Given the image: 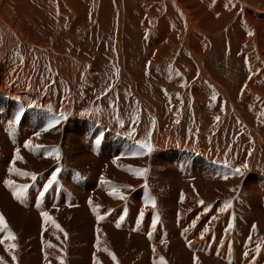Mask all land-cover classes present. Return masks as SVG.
Returning a JSON list of instances; mask_svg holds the SVG:
<instances>
[{
	"label": "bare ground",
	"instance_id": "obj_1",
	"mask_svg": "<svg viewBox=\"0 0 264 264\" xmlns=\"http://www.w3.org/2000/svg\"><path fill=\"white\" fill-rule=\"evenodd\" d=\"M115 1L118 2L116 23L115 18L112 20L114 17L112 6L108 5L107 0H101L102 20L99 26L103 31L104 39L97 48L90 46L88 42L90 38L82 40L84 38L82 36L89 30L94 20L96 0H52L53 10L48 1L45 9L37 14L39 21L30 29L31 36L28 37V41L19 38L22 33L18 28L25 26V22H22L16 13L19 0H5V3L0 4V106L18 102L26 110H38L39 114L46 111L47 116L52 120L63 112L65 116L61 119L60 125L85 131L84 135L79 134L81 146L77 151L73 147L60 150L59 140L44 146L38 141L35 142V147L40 146L39 152L35 150L37 161L43 164L37 166L44 167L48 171H45V175L33 184L30 176L7 173L13 165L12 151L14 148H21V143H24V139L28 137H23L24 133L16 120L10 119L6 122L7 124L11 122L13 126L7 127L11 130L7 136L3 132L8 129L3 123L0 125V149L4 148L0 151L2 152L0 180L1 177L8 176V180H19V185H31L23 202L13 198L9 187L0 186L3 199L5 198L9 204L8 211L16 216L15 221L5 217L8 229L14 233L15 239H8L6 231L0 233V240L3 241L0 243V264H159L161 256L165 258L166 264H194V256L198 264H264V195L260 197L261 195L258 194L259 191L264 194V125L251 122L250 116L247 115L248 110H252L254 115L261 114L264 100L256 105L251 97H244L240 105L235 103L232 97L235 96L234 93L218 83V79L211 77V60L206 41V34L225 28L231 19L235 20L234 26L243 27L238 31L240 35H236V38L243 35L239 42L243 41L244 34L247 38H251L255 32V40L252 39L250 43L244 42L242 49L245 53H254L252 56L260 59L261 77L264 78V0H210L212 14L217 15L218 18L216 22L210 17L209 9L205 11L198 9L186 0H157L158 6L155 4L156 0ZM162 2L164 3L161 6ZM87 7L90 8L88 12H86ZM164 8L167 15L158 21L157 30L148 42L142 37L147 36L146 31L154 27L153 21L161 16ZM46 9H49V13L52 12L50 20L46 17ZM176 13L181 18L184 17V27L177 31L172 26L175 23L179 25L177 18L174 21ZM35 15L32 13L29 16L33 18ZM246 25H252L254 32ZM140 29L146 34L141 36ZM114 30L119 33V42L115 46L117 61L112 59L114 45L111 40ZM168 30H170L169 35ZM120 36L123 37L122 40ZM165 36L172 39V45L157 47L159 40ZM46 37L48 42H56L54 49L40 45L46 43ZM236 38L234 39L232 34L228 35V46L233 51L239 48L238 44H234ZM20 45H22L23 58L21 60L16 58L14 61L10 55ZM76 47H80L84 52L89 50V54L86 55L89 56V60L90 57L93 59V61L91 59L92 74L87 77L85 89L79 87L77 90L74 87L76 60L74 56L70 57V51ZM173 49H181L179 58L170 57ZM30 50L44 53L49 67H53L55 74L49 78L50 80L30 70L29 63L24 59ZM33 59L35 61V57ZM164 59L169 61L172 71L167 68L164 73L161 72L164 69H149L148 65L154 66ZM112 63L118 66L122 85L116 87L114 93L100 96L92 87L109 77L112 68H108ZM83 66L87 67V64ZM145 71L148 73L145 75L147 80L143 78ZM243 82L244 76H241L240 85ZM179 85L184 87L183 90L178 91ZM156 86L179 92L181 100L174 101L173 107L186 103V97L190 100L194 98L198 100L190 105L194 108L191 114H196L195 117L198 119L216 118L218 107L209 106L208 94L209 91L212 92V96L217 94L219 109L223 112L220 118L222 124L217 123L218 127L226 132L227 138L228 134L235 130H244L242 135L239 139H233L232 145L220 153L221 148H217L220 146L216 142L203 139V135L206 138L213 133L208 134L209 128L200 126V130L197 126H193L192 122L191 125H186L189 119L187 120L183 113L185 110L181 111L180 115L173 109L168 115L161 114L155 92L158 88ZM249 86L254 93L264 98V82L260 85L250 83ZM188 103L191 102L187 101ZM202 110L206 111L207 117ZM236 122L240 127L236 126ZM92 125L101 128L93 131ZM74 134L76 135V130ZM114 136L118 143L127 142L129 138L139 144L142 141L151 143V152L143 149L146 152L144 169H147V172L145 175L136 174V176L140 177L138 181L149 183L158 216L164 221L168 236L159 230L158 223L153 228L154 216L148 210L152 208L150 205L143 204L138 199V195L131 194L127 197L125 187H120L124 185L116 183L114 179H103L106 170L114 172L112 167L115 166L114 159L117 152H114L111 145ZM180 136H184L187 145L193 137L204 141L208 149L211 148V158L208 160L216 164V167H230L227 169L231 172L221 171V173L220 168L217 170L211 168L212 166L203 168L205 162L200 165V161L199 163L198 160L192 161L191 156L194 154L184 150H178V153L174 154L173 151L178 149L179 144L176 143H180ZM214 137L221 139L222 136ZM106 142L110 145L107 146L106 152H101L100 146ZM53 149L59 151V160L52 152ZM183 153L184 155L181 156ZM152 159L156 165L159 162L163 168L164 165L167 168L163 169L161 165L153 166ZM48 162L49 164H45ZM15 164L14 166L17 169L21 167L24 173L33 174L29 166L31 164L28 165V159L23 155L20 160L15 161ZM73 164L78 166L75 167L77 170L72 169ZM244 165L247 167L245 168ZM57 167L65 169V174L60 173L64 178H58L55 187H51L42 200L38 199V193L43 189L42 186H38L44 184L47 176ZM235 168H240L243 175L233 174L232 170ZM212 171L218 177L212 175ZM80 174L81 180L76 181L75 176ZM196 175H200L201 179L202 176L215 177L214 184L210 182L203 184L206 181L204 179L201 186L199 181L195 184L192 181ZM225 176L228 178L225 179ZM172 179L175 181L174 185ZM244 181L250 182L247 183L252 188L251 193L239 192L238 188H241V183H245ZM128 182L132 183L133 180L130 179ZM58 185L62 189L55 193ZM177 185L180 187L177 194L178 204H169V199L165 197L167 188L173 186L172 193L169 194L173 197L174 187ZM112 186H118V192L122 193L125 199L110 195ZM186 191L193 194L185 195ZM180 198L183 207L177 208ZM206 200H209V204H205ZM200 201H203V204L199 203ZM227 201H231V204L226 207ZM165 208L168 212L167 217L163 214ZM221 208H224L223 212L220 211ZM125 210L127 213L125 219L117 228L116 224L120 216L125 214ZM175 210L191 213L190 229L181 236H176L173 227ZM41 211H47L52 219L44 220ZM141 211L144 215L138 225L137 220ZM98 215L103 217L99 221ZM22 216L25 218H21ZM169 216L172 221H169ZM133 218L135 220L130 222ZM229 223L233 225L231 229L228 228ZM57 224L63 232L56 227ZM23 226V230L25 227L29 229L21 233ZM205 227L209 231L201 238ZM13 244L14 249L11 247ZM257 246L259 251L256 250ZM109 252L116 256L115 262ZM245 253L249 255L245 256ZM13 255L16 257L15 260L12 259Z\"/></svg>",
	"mask_w": 264,
	"mask_h": 264
},
{
	"label": "rangeland",
	"instance_id": "obj_2",
	"mask_svg": "<svg viewBox=\"0 0 264 264\" xmlns=\"http://www.w3.org/2000/svg\"><path fill=\"white\" fill-rule=\"evenodd\" d=\"M48 1L50 2V7H51L53 5L52 4V0H19V2H18L19 6H18V9H17L16 13L20 17L21 21L25 22V26H22V27L18 28L19 32L22 33L21 35H19L20 36L19 38H21V39L25 38L28 41V37L31 36L30 29L38 24L39 17H37V14L45 9V5H46V3ZM186 1L187 2H191L193 4V6L198 8V9H201V10H204V11L209 9L210 13H211L209 15L214 20V22H216L218 20V18L216 17L217 15H213L212 14V11H211L212 3H211L210 0H186ZM114 2H116L117 4L114 3ZM1 3H5V0H0V4ZM107 3H108L109 6H112V8H113L114 17L112 18V20L115 18V23H116V21H117L116 14H117L118 2L115 1V0H107ZM163 3L164 2L160 3V5L162 6ZM64 4L67 6L66 2H64ZM155 4H156V6H158V1L157 0L155 1ZM173 8H174L173 10L176 11V8L175 7H173ZM101 9H102L101 0H96V5L94 7L95 15L93 16L94 20H93L92 24L90 25L89 30H87L85 32V34H84L85 36L84 35L82 36V37H84L82 40H85L86 38L88 40L90 38L88 40V42H90V46L92 48L93 47L97 48L101 44L102 40L104 39L103 31L101 30V28L99 26L100 20H102ZM51 10H53V7H51ZM58 10L61 11L60 8H58ZM88 11H90L89 7H87L86 12H88ZM32 13L36 14L35 17H33V18H31L29 16ZM51 13H49V9L45 10L46 17L49 20L51 19V17H50ZM165 15H167V11H165V8H164V12L161 14V16H159L156 21H153L154 27H152L151 29L146 31V32H148V34H147V36L142 37L143 39H146L148 42L150 41L152 35L157 30L158 21L160 19H162ZM181 15H183V14H181ZM176 18L179 21V25L177 23H175V25H172V26H174V28L177 31V30H180L182 28V26L184 27V25H183L184 17L181 18L176 13V15L174 17V21H175ZM234 24H235V20L231 19L228 22V24L225 26V28H222L220 30H215V31H212V32H209L208 34H206V41H207V44H208V47H209L208 48V53H209L210 60H211V65H210L211 77H213L214 79H218L217 80L218 83H220L221 85L223 84L225 87H227L229 90H231L232 93H234L235 96H232V97H233V99H235V103H237L238 105L241 104V101L243 100L244 97H251L253 99V102L257 105L259 102L264 100V98L262 96L256 94V93H254L252 91V89L250 88L249 84L252 83L253 85H260V84H262L264 82V78L261 77V70H260V66H259L260 59H258L255 56L253 57L252 54H254V53H245L243 51V49H242V44L244 42L250 43V41L252 39L255 40V36L254 35H256V34L254 32V28L252 27V25H246V27L248 29H250L251 31L253 30V32H254L253 36L251 38H247L246 34H244L243 41L239 42V39L242 38L243 35L238 37V38H236V35L237 34L240 35V33L238 31L241 28H243V27L242 26H238V25L234 26ZM169 31L170 30H168V35H169ZM140 32H141V36L146 34V32L143 29H140ZM225 33H227L228 35L232 34V37L234 39L236 38V43H234V44H236V45L238 44L239 45L238 50H234V51L231 50V48L228 46V44H229L228 43V41H229L228 35L225 36L224 35ZM97 34H99V35H97ZM102 34H103V38H102ZM118 34L119 33L114 30V32L112 34V40H111V41H113V45H114V52L112 54V59L113 60L116 59L115 61H117V58H118V56H117V54L115 52V46L119 42ZM198 34H199V31H198ZM167 36L162 37L159 40V42L157 44V47H168V46L172 45V39L170 40V37H167ZM122 38L123 37L120 36V40H122ZM46 40H45L46 43H40V45H42L44 47H47V48L50 47V49L51 48L54 49V46H55L56 42L55 41H49L48 42V37H46ZM165 41H167V45H165ZM106 47H107V49L109 48L108 47V43L106 44ZM83 52H84V50H82L80 47H76L74 50L70 51V54H71L70 57L74 56L75 60H76V62H74V71H75L74 87H75L76 90L79 87H81L82 89H85V87L87 85V83H86L87 77H88V75L92 74L91 73V68H92V66H91L92 63L91 62L93 61V59H92V57H90V60H89V56L86 55V54H89V50L87 52H84V54H83ZM40 53L38 52V50H37V52H36V50H30L29 53L26 54V57L24 59H25L26 62L29 63L30 70L34 71L37 74H41L42 76H46L49 79V78H51L52 76L55 75L54 72H53V67L52 66H51L52 68L49 67L48 60H46L47 58H45L44 55H43L44 53L43 52H40ZM180 53H181V49H179V50L173 49L170 52V57L175 56V58H179V54ZM60 54H64V52L60 53ZM33 57H35V61H34ZM10 58L12 60H14V61L16 60V58L19 59V60H21L23 58L22 45L18 46L16 48V50H14L11 53ZM85 58H86V60L88 59L87 60L88 62L85 60ZM91 59H92V61H91ZM85 63L87 64V67L83 66V64H85ZM112 66L110 65L109 68H108V69L112 68L111 69L112 71H111L109 77L106 80H102L101 83H97L93 87L91 86L92 88L96 89L99 92L98 94L100 96L109 95V93H112V92L114 93L116 91V87H119L120 85H122V81H121V79L119 77V75H121V74H119V72L117 70L118 66H116V64H114V63H112ZM148 67H149V69L150 68L151 69L156 68L158 70L164 69V70L161 71V72H164V73L166 72L167 68L169 70H171V64H169V61L167 59L161 60V62H159L158 64H154V66H149L148 65ZM85 69H86V71H85ZM145 75H148V73L146 71H145V74L143 75V78L145 80H147ZM241 76H244V82L240 85V77ZM156 87H158V86H156ZM178 87H179L178 91L183 90V88H184L182 85H179ZM100 90H102V91H100ZM178 91H172V90H170L168 88H161V87H158L156 89V91H155L156 94H157L156 97L158 96L157 98H158L159 103H160L159 109H160L162 115L165 116V115H168L169 113H172L171 109H173L174 111L177 110L176 112H178V115L181 114V111L185 110V112H183V113H185L184 115H186V119L187 120L189 119L188 120L189 122L187 121L186 125H191V124L194 123L193 126H197V128H199L200 130H201L200 126H202V127L205 126V127L209 128L208 134L211 133V132H213V133L210 134V137L208 136L206 138H204V135H203V139L211 140L213 142H216L218 144V146H220V147H217V148L218 149L221 148V149H219L220 153L225 151L227 148H229L232 145L231 142H232L233 139H239L240 138V136L242 135L244 130L240 129L241 131H239V130H235L234 129L235 131L232 130L234 132H230L228 134V136L230 138L229 137L227 138L226 132L224 130L221 131L220 127H218V124H222V122L220 121V118L222 117L223 112H221L220 109H219L220 108V104H219V102L217 100V94H216V99L215 100L212 99V92L211 91H209V94H208L209 106L212 107V105H215V106L218 107V110L216 111V118L215 119H207V118L198 119V118L195 117L196 114H191V113H193L191 111H193L194 108H193V106H190V105H192L194 102L198 101L195 98L190 100V99H188V97H186L187 101L191 102L190 104L189 103L187 104V101H186V103H183L179 107H173L174 101H177V100L180 101L181 100L180 94H179ZM12 105H15L16 108L14 106H12ZM3 106H5L6 108L4 107L5 108L4 109ZM188 106H190V107H188ZM0 108H1L0 125L4 124L6 129L10 128L8 126H12L11 122H9L7 124L6 123L7 121H10V119L12 121H15L14 117L16 115H19V116L21 115L20 116V120L18 121L19 127L22 129V131L24 133L23 137L24 138L28 137V138L24 139L25 142L26 141H31L32 150H29L28 148H25L24 147L25 142H24V143H21V148L20 147L14 148V150L12 151V154H13V156H15L16 150L19 149V153H20L19 156L22 158V155H23L25 158L28 159V165L31 164L29 166H31V168H32V173L36 174L37 179L40 178V177H43L48 170H46L44 167L37 166V165H43V164L39 163L37 161V158H36L35 145H34L36 141L40 142V144H42L44 146L45 144H51L53 142H56V140H59V142H60V150H66L65 148L68 149V148H72V147L74 149H76V151L80 149L79 146H81V142L79 141L80 140L79 136L81 134L82 135L85 134V131L83 129L77 130L76 128L72 129V127H70L68 125L56 124L54 127L49 128L47 131H45L44 129L48 128V125L53 121L51 117L47 116V112L46 111H44L45 113L42 112V114H39L38 110H34V111L26 110L18 102H14V103L10 102L9 104L1 105ZM203 109L205 110L204 107H203ZM4 110H5V112H4ZM204 110H202L203 114H204L205 117H207V113ZM14 112H15V115H14ZM176 112H175V114H177ZM1 114L2 115L4 114L5 117L2 116ZM247 115L250 116V121L251 122H253V123L257 124V125H264V109L262 110V113L259 114V115H254L252 113V110H248L247 111ZM4 119H6V120H4ZM60 126H62V127L60 128ZM236 126L240 127V125L237 122H236ZM98 128H101V127L92 125V130L93 131L97 130ZM74 130H76V135L74 134ZM187 130H190V128H187ZM10 131L11 130L8 129V131L3 132V133H4V135L6 134V136H7L10 133ZM237 131H239V132H237ZM37 133H39V136L36 135ZM88 133H89V131H88ZM239 133H240V135H239ZM196 134L200 135L201 133L196 132ZM204 134H205V132H204ZM215 135H218L220 137L222 136L221 139H223L222 140L223 144L221 143V139H215V137H214ZM231 136H233V137H231ZM14 137L16 139V136H14ZM23 137L21 138V140H23ZM19 139H20V137H19ZM71 141H72V143H71ZM76 142L78 144V148H77ZM179 142L180 143H176V144H179V145H178V149L173 151L174 154L178 153V150L179 151L184 150V152H189V153H193L194 154V156H191L192 161L197 162L196 160H198V163H199V161L201 162V163H199L200 165L205 162L204 163L205 166L202 164L203 168H205V167L206 168H210L212 166L211 168L214 167L217 170L220 168L221 169V170L219 169L220 172L221 171H223L224 173H226V171L227 172H231V171H229L227 169V168H230V167H227V168L226 167L223 168V167H219V166L216 167V164H214V163H212V161L208 160L209 158H211V148L209 147V149H208L207 144H205L204 141H200L199 139L193 137L192 139H190V142L187 145V144H185L184 136H180L179 137ZM79 143H80V145H79ZM114 143H115V145H113ZM94 145L97 147V143H95ZM109 145H110V143H107V142L106 143H102V145L100 146L101 152H103V151L106 152L107 151V146H109ZM111 145L113 146V148L115 150L114 152H116V151L118 152V153L116 152V156H115V159H114L116 161L114 163L115 166L113 165L114 167H112V169H114L115 173L113 172V170L112 171L106 170L105 173L103 174V177H104L103 179H105V180L114 179L116 183H121L122 185L127 186V187H125V195L127 197H130L131 194L133 196L134 195H138V199L141 200L143 204L146 203V200L148 199L149 196L153 197L152 193L150 191L151 188L149 189V183H144V182L138 181V179H140V177L139 176L137 177L136 176L137 173L134 171L135 169L137 170V167H138V169H140V167H142L141 169L145 168V165H146V162H145L146 161V157H145L146 156V152L139 147L140 144L137 141H135V140L133 141V139H131V138H129L127 142L118 143L117 142V138H115V136H114V139H113V142H112ZM170 145H169V147H170ZM202 145H203V147H202ZM22 147H24V148L22 149ZM192 147H194V148L191 149ZM174 148H175V146H174ZM3 149L4 148L2 147V149H0V151H3ZM192 150H193V152H192ZM195 150L197 151V153H196ZM202 151H203V153H202ZM128 153H129V155H128ZM204 153H206V154H204ZM207 153H209V154L207 155ZM138 155H139V157H138ZM183 155H184V153L181 156H183ZM206 155H207V157H206ZM129 156H131V157H129ZM0 157H2V152L0 153ZM132 157H133V159H132ZM221 157H223V156H221ZM79 159H78V161H79ZM9 160L10 159H8V161ZM152 162H153V164H152L153 166H159L160 167V165H161V167L163 168V165L160 164L159 162H157V165H156V162H154L153 159L151 160V163ZM154 163H155V165H154ZM45 164H49V162L45 163ZM124 164H126V165H124ZM130 164H131V166H130ZM14 165H16V164H14ZM14 165H12L11 167H13ZM75 167L78 168L77 165L75 166V164H73L72 169L77 170V168H75ZM165 167L166 166L164 165V168ZM41 168H43V169H41ZM115 168H117V169H115ZM18 170L20 171V173H24L22 171L21 167H19ZM195 172L197 174H199V172H197V171H195ZM7 173L8 174L10 173L9 170L7 171ZM60 173H64L65 174V169L61 168V171L57 174V179L58 178H64V176H62ZM52 174L47 176V181L51 178ZM16 175H18V174H16ZM114 175H115V177H114ZM212 175L218 177V175L216 173H214L213 171H212ZM81 177H82L81 174L79 176H75V180L76 181H80ZM197 177L199 178V180H197L198 179ZM252 177H254V176H252ZM213 178L215 179V177H213ZM213 178H207L206 176L204 178V176H202V179H201L200 175H196V176L193 177L194 181H192V182L195 183V182L199 181V184L201 186L202 183L204 182L203 181V179H204L206 181L203 184H205V183L209 184V182L214 184ZM232 178H234V177H231V179ZM130 179L133 180L132 183L128 182ZM6 180H8V176L7 177H5V176L1 177L0 186L1 185H5L4 181H6ZM10 181H13V183L15 185H19L20 184V181L17 180V179H12ZM249 181H244L245 183H243V182L241 183V188H238L240 193L242 192L243 194H248L249 191L251 193V189L252 188L248 184V183H250ZM31 182H33V181L31 180ZM174 183H175V181L173 180V184L172 185H174ZM33 184H36V181ZM44 184H41V185L37 184V185H39L38 187H40V186L43 187ZM54 184H55V182H54ZM54 184H53L52 187H55ZM58 186H56V188H55L56 189L55 193H57V191L60 192V189H62L61 186H59V187ZM242 186H244L245 189ZM177 187H178V185L174 187L175 188V192H174V196L173 197L169 196V194L172 193L173 186H171V188H167L168 192H166L165 197H167V199H169V202H168L169 204H178L177 203V197L179 195H177V194L180 191V187H178L179 189ZM247 187H249V188H247ZM254 189L257 191V188H254ZM64 192H66V190ZM185 193H186L185 195L193 194V193L187 192V191ZM252 193H253V191H252ZM258 194H259V196L261 195L260 197H262L264 195L261 191H259ZM206 201L207 202L205 204H209V200H206ZM8 205L9 204L6 201V199L5 198L3 199V193L1 192V187H0V211L3 213V215L7 219H12V220L15 221V217L16 216L14 217V214H11L8 211V209H9ZM176 207L177 208H182L183 207L182 198H180L179 205L176 206ZM14 209H15V207H14ZM68 209H69V207H68ZM79 210H81V209H79ZM148 210L153 213L154 218L158 216V211H157L156 207L155 208H153V207L149 208ZM4 212L8 213L9 215L7 216ZM163 214L166 217L168 216V212H167L166 208H165V211L163 212ZM170 214H171V212H170ZM12 217H14V218H12ZM76 217L78 218V216H76ZM21 218L24 219L25 217L22 216ZM158 218H159V220H158V228H159V230L162 233H164L165 235H167L168 229H167L166 225L164 224V221L162 219H160L159 216H158ZM16 219L18 220L19 218H16ZM190 219H191V213H186L184 210H175V214L173 216V227H174V230L176 231V236H181V235L185 234L190 229V221H191ZM134 220H135V218L131 219L130 222H132ZM169 221H172V218L170 216H169ZM23 228H24V226L20 230L21 233H23L25 229H26L25 231H28V229H29V227H25L24 230H23ZM185 229H187V231H185ZM134 239H137V238H134ZM34 241L32 243V246L34 244Z\"/></svg>",
	"mask_w": 264,
	"mask_h": 264
},
{
	"label": "snow or ice",
	"instance_id": "obj_3",
	"mask_svg": "<svg viewBox=\"0 0 264 264\" xmlns=\"http://www.w3.org/2000/svg\"><path fill=\"white\" fill-rule=\"evenodd\" d=\"M249 34H251V33H249ZM177 75H179V73H177ZM212 99L213 100L216 99L215 94L212 96ZM64 116H65V113L61 112L59 114V116L56 117L48 125V128H45L44 130L47 131L49 128H52L56 124H59L60 121H61V119L64 118ZM15 120L16 121H19L20 120V116L19 115L16 116L15 117ZM36 135L39 136V133H37ZM24 147L25 148H28L29 150H32L31 141H26L25 144H24ZM140 148L141 149H146L149 152L152 151V145L149 142H144V141L140 142ZM35 150L37 152H39L40 151V146H36L35 147ZM52 152L55 153L57 160H59V151L56 150V149H53ZM18 159H21V157L19 156V149L16 150V153H15L14 159L12 161V164L14 165L15 164V161L18 160ZM244 167L246 168L247 165H244ZM60 171H61V169L59 167H57L56 170L53 172L51 178L43 185V189L38 193V199L42 200L44 198V196L46 195V193L49 191V189L53 186L54 182L57 180V174ZM232 171H233V174L243 175V172H242V170L240 168H235ZM9 172L10 173H15V174H18V175L19 174H22V175H25V176H30V178H31V180L33 182H35L37 180L36 174L20 173V171L18 169H16L14 166L9 168ZM135 172L138 175H145L146 172H147V169H137V170H135ZM224 178L227 179L228 177L225 176ZM4 183H5V185L7 187L10 188L11 194H12L13 198L16 199L17 201H21V202H23L26 199L27 193H28V189L31 187V185H29V184L15 185L13 183V181H10V180H6V181H4ZM120 187H127V186H120ZM117 188H118V186H112V190L110 192V195H117V196H119L120 199H125L124 195L122 193L118 192ZM89 203L91 204V201H89ZM199 203L203 204V201H200ZM146 204H148L151 207L155 208L156 207L155 198L149 196L148 199L146 200ZM230 204H231V201L225 202V206L226 207L227 206H230ZM94 211H95V209H94ZM220 211L223 212L224 211V208H221ZM126 214L127 213H126V210H125V214L120 216L119 221L116 224V227L117 228H119L120 225H121V222L124 221ZM143 215H144V213L141 211L140 214H139V218L137 220V224L138 225H139L140 221L142 220ZM41 216L46 221L52 219L51 216L49 215V213L47 211H41ZM102 218L103 217H101L99 215L97 216L98 221L100 219H102ZM158 220H159L158 216L153 219V228H155L156 224L158 223ZM193 223H195V222H193ZM232 226L233 225L231 223H229L228 228L231 229ZM56 227L61 232H63V229L60 228V226L58 224L56 225ZM253 227L255 228V226H253ZM5 231L7 232V238L8 239H12V240L15 239L14 233L10 229H8V224H7V221H6L5 216L2 213H0V233H3ZM97 231H99V230H97ZM185 231H187V229H185ZM208 231H209V229L207 227H205V229L201 233V238H203L204 234L207 233ZM66 235L67 234L65 233V236ZM149 236H151V233H149ZM0 243H3V241L0 240ZM162 243H164V241H162ZM189 246H191V242L190 241H189ZM11 247L14 249L15 248V245L13 244V245H11ZM256 250L259 251V246H257V249ZM108 254L111 256V258H112V260L114 262L117 260L116 256L113 253L109 252ZM248 255H249L248 253H245V256H248ZM12 259L15 260L16 257L13 255L12 256ZM193 260H194V264H198V260H197V258L195 256L193 257ZM159 264H166L165 258L163 256H161L159 258Z\"/></svg>",
	"mask_w": 264,
	"mask_h": 264
}]
</instances>
